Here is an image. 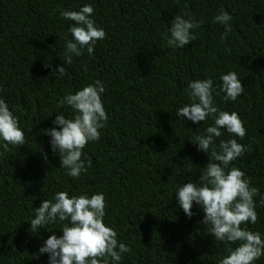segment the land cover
<instances>
[{"label": "trees", "instance_id": "trees-1", "mask_svg": "<svg viewBox=\"0 0 264 264\" xmlns=\"http://www.w3.org/2000/svg\"><path fill=\"white\" fill-rule=\"evenodd\" d=\"M87 4L106 38L69 66L62 57L75 22L60 13ZM222 9L232 16L226 40L225 26L213 23ZM185 13L200 22L192 30L197 38L173 49L165 37L175 16ZM61 66L63 75L54 72ZM231 71L245 89L234 102L217 87ZM208 78L215 106L238 113L246 128L243 139L222 129L215 145L219 151L221 140L236 139L247 146L229 170L239 168L259 189L258 222L242 227L264 239V0H0V98L26 138L7 151L0 146V264H49L39 250L51 235L62 237L69 222L35 231L30 223L35 209L57 192L104 194V222L131 248L119 264H219L239 242L216 241L202 223V208L194 204L189 218L176 196L185 183L198 184L211 161L210 152L194 144L213 119L194 124L176 115L192 102L189 82ZM96 80L105 86L109 118L100 140L83 150L91 167L74 179L53 153L51 137L41 133L55 126L57 115L73 118L72 108L60 102ZM255 264H264V256Z\"/></svg>", "mask_w": 264, "mask_h": 264}, {"label": "clouds", "instance_id": "clouds-1", "mask_svg": "<svg viewBox=\"0 0 264 264\" xmlns=\"http://www.w3.org/2000/svg\"><path fill=\"white\" fill-rule=\"evenodd\" d=\"M60 14L63 19L75 22L69 28L72 39L65 38L62 57L70 66L73 57L82 56L85 49L91 56L96 43L106 38V32L91 18L94 15L91 4L84 5L78 11H61ZM187 15H176L171 22L170 37L166 34L167 45L173 49L183 48L197 38L192 30L200 27V22L185 19ZM231 20L232 16L223 9L213 20V23L225 26L222 40H226L231 32ZM48 66L45 64V67ZM54 72L63 75L66 69L61 66ZM220 80L222 83L217 87L225 93V100L234 102L243 95L245 89L236 72L224 74ZM213 85L211 78L189 82L192 102L176 112L178 117L194 124L206 122L209 117L214 121L213 126L206 128L205 135L196 136L194 144L205 154L210 152L211 161L200 175L199 183H185L177 189L176 196L189 218L194 215V204L202 208V223L216 241L239 242L235 249H228L229 254L219 264H255L264 256V239L260 232L250 231L242 225H255L258 222L254 197L261 194L258 188L251 187V179L243 171L234 166L229 170V165L243 156L248 148L236 139L221 140L219 151L215 145V139L223 134L222 129L243 139L246 128L238 113L221 111L215 106ZM104 92V84L96 80L75 94L66 95L60 107L65 104L70 106L74 112L73 118L57 115L54 125L59 126V130L54 126L41 133L51 137L53 153L59 155L62 168L67 169V174L74 179L87 173L91 167L90 158L85 166L83 150L89 142L100 140V130L106 126L109 118L102 101ZM25 139L18 118L10 111L5 100L0 98V141L3 142L0 146L7 151L9 145H23ZM44 157L46 160V153ZM261 204H264V196L261 197ZM106 206V198L102 193L89 198L86 194L70 197L67 192H57L52 200L42 201L41 206L35 209L36 215L31 220L30 230L44 228L49 223H69L64 224L62 237L51 235L44 242L40 254L49 255V264H110V261L119 264L122 255L131 252V248L119 243L117 232L106 226Z\"/></svg>", "mask_w": 264, "mask_h": 264}]
</instances>
